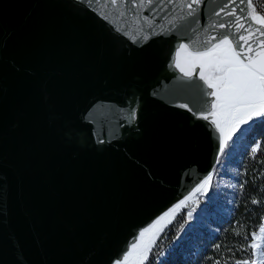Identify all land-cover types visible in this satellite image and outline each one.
Returning <instances> with one entry per match:
<instances>
[{
	"label": "water",
	"instance_id": "obj_1",
	"mask_svg": "<svg viewBox=\"0 0 264 264\" xmlns=\"http://www.w3.org/2000/svg\"><path fill=\"white\" fill-rule=\"evenodd\" d=\"M225 41L264 92L250 0H0V264H119L211 175Z\"/></svg>",
	"mask_w": 264,
	"mask_h": 264
},
{
	"label": "rangeland",
	"instance_id": "obj_2",
	"mask_svg": "<svg viewBox=\"0 0 264 264\" xmlns=\"http://www.w3.org/2000/svg\"><path fill=\"white\" fill-rule=\"evenodd\" d=\"M250 8L252 14L264 22V0H250ZM219 55L220 64H215L216 72L230 75L225 87L235 88L243 82L245 92L247 83L253 82L257 88V73L240 66L233 67L229 72L231 58L222 52ZM240 98H232L233 100L230 99L224 105L225 120L229 121V124L233 123L232 126L235 125L236 128L223 141L221 154L209 175L206 187L193 193L191 198L184 202L181 211L142 260L137 263L134 257L119 264H192L200 254L204 255V261L212 257L209 264H226V258L231 257V253H236V250L233 252V242L222 243V233L229 226V222L235 220L233 215L237 206L238 188L244 181L240 175L246 161L261 149L260 132L262 126L264 127V123L255 124L264 117V111L247 116L244 120L240 118L243 104L246 103V100ZM254 174L251 170L249 176L253 178ZM243 200L245 202L247 197ZM247 247L249 255L241 254L239 259H235V263L264 264V215L251 231ZM221 256L225 258L220 259Z\"/></svg>",
	"mask_w": 264,
	"mask_h": 264
},
{
	"label": "bare ground",
	"instance_id": "obj_3",
	"mask_svg": "<svg viewBox=\"0 0 264 264\" xmlns=\"http://www.w3.org/2000/svg\"><path fill=\"white\" fill-rule=\"evenodd\" d=\"M254 17L256 16L254 15ZM220 52L225 54L227 57L231 58V62L228 65L229 72L233 67H237V66H240L241 68L247 67L242 63V61L231 50V48L225 41L218 43L209 52L191 53L184 49L180 53V60L186 67L190 69L191 64L194 62V60L198 58H203L204 56L207 55V53L211 54L213 65H211V69L209 71L202 73V77L204 78L205 81L210 82L223 90V96L221 99H219L216 102L214 113L217 116L218 126L222 133V139L224 141L227 137L230 136V134L236 128L235 125L232 126L233 123L232 124L230 123L231 124L230 125L228 123L229 121L225 120L224 118L225 115L223 113L224 105L228 103L229 100L232 98L235 99L237 97L238 98L241 97L242 99L246 100V103L244 104L242 103L244 107L242 105L241 106L243 108L240 107V109L242 108L243 110V111L241 110L242 114H240L241 115L240 118L244 120L247 118V116H251L252 114L261 113L262 111H264V92L258 89L259 85H257V88H255L253 82L247 83L248 89L246 88L245 92H244L245 83L243 82H241L240 85H236L235 88L225 87L227 80L230 78L229 73H218L215 70V64H217V62H218L217 65L220 64L219 61ZM249 70L252 71L251 69ZM252 72L255 73L254 71ZM208 179L209 176L206 177L204 180H202L188 196H186L184 199H182L181 201L173 205L171 208H169L152 225H150L148 228L143 230V232L139 237L138 242L133 246L127 261L132 260L135 257L136 262L138 263L139 260H142L141 258L145 257L149 253V251L154 246L158 237L162 234L165 228L173 221L176 215L181 211L184 202L190 199L193 193L206 187Z\"/></svg>",
	"mask_w": 264,
	"mask_h": 264
},
{
	"label": "trees",
	"instance_id": "obj_4",
	"mask_svg": "<svg viewBox=\"0 0 264 264\" xmlns=\"http://www.w3.org/2000/svg\"><path fill=\"white\" fill-rule=\"evenodd\" d=\"M264 117H261L255 124H263ZM260 139L262 140L261 149L251 156L244 164L241 172V177L244 179L241 186L238 188L237 206L234 211L233 222H229L223 230L222 243L233 242L234 251L232 256L228 259L226 264H242L235 263V259H239L241 254L249 255V247L247 242L250 239L251 231H253L259 223L261 217L264 215V127L262 126L260 132ZM255 172L254 177L249 176L250 171ZM247 200L243 202V198ZM227 240V241H226ZM226 254L230 252L225 251ZM202 254L194 259L192 264H209L210 259L204 261ZM233 257V258H232ZM225 258L221 256L220 259ZM232 258V259H231ZM230 259V260H229ZM248 264V263H245Z\"/></svg>",
	"mask_w": 264,
	"mask_h": 264
}]
</instances>
